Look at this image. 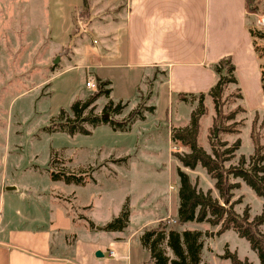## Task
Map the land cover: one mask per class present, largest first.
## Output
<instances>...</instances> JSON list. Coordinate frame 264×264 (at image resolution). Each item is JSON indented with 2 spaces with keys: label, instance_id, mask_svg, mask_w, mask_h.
<instances>
[{
  "label": "rangeland",
  "instance_id": "374dc122",
  "mask_svg": "<svg viewBox=\"0 0 264 264\" xmlns=\"http://www.w3.org/2000/svg\"><path fill=\"white\" fill-rule=\"evenodd\" d=\"M248 1L247 25L252 29L264 31V0ZM126 2L127 0H0V183L2 180L12 179L18 185L17 190L6 191L4 194V224L17 225L21 216L27 219L39 218L42 216V207L37 204L34 206V201L44 199L46 202L49 199L50 202L55 201L65 206L70 210L69 213H73L76 222L82 221L86 227L90 226L89 231L94 232L96 225L103 224L92 221L86 224V217L83 215L88 214L91 205L87 206L88 208L77 205L89 204L94 195L91 197L92 190L99 192L103 198L99 203L109 214H117L122 198L125 203L127 179L118 172L122 166L113 162V158H124V162L128 163L130 157L127 151L121 148L117 150V147L121 143L127 145L136 141L144 146V151L139 153L144 159H160L167 162L169 152L172 159H177L175 154L187 152L189 148L178 139L172 140L171 131L189 125L194 109L201 110L198 142L206 151H211L209 140L213 131L217 130L215 126L211 128L216 112L211 95L203 98L190 97L187 101L191 108L190 115H186L180 122L171 120L169 128L168 122H162V126L157 130H143L146 127L139 126L129 134L113 131L108 125L92 128L89 124L85 126L92 130L91 134L48 131L58 130L61 122L66 120L70 124H79L80 118L89 114L87 108L79 117L70 108L74 100L83 101L94 91V88L85 85L86 79H94V73L91 69H86L81 61L88 53L96 50L100 40L99 31L106 34L107 38H113V26L123 20L127 10ZM255 37L257 45L262 48L264 37ZM55 56H59L57 62H53ZM89 59H95V56L89 54ZM147 87L150 88L151 85L146 83ZM238 92L240 91L237 82H229L225 86L219 101L220 116L232 114L238 108L241 98L237 96ZM137 96L139 102L134 108L137 107L138 112L145 111L144 107L150 106L148 89L145 93L140 90ZM106 100L105 96H99L94 101L91 112L106 113ZM121 102L126 100L121 99ZM127 110L125 108V115L129 112ZM186 111L184 107L181 109L184 116ZM144 113L147 114L148 110ZM220 116L216 115V118L219 120ZM262 116L259 115L253 131L264 144V127L260 126ZM234 120L241 122L239 131L221 134L219 132L221 138L228 143H232L236 138L240 139L242 153L237 149L228 163H237L241 155L248 158L254 148L250 130L248 133L246 128L247 124L249 126L248 114L236 111ZM223 122L234 126L232 119L225 118ZM142 132L145 135L149 133V136L142 135ZM178 163L197 188L203 191L210 189L211 199L221 206L225 205L214 187L215 180L204 167L197 165L191 169L183 166L180 161ZM51 171L82 174L84 178L89 176L86 179L89 185L76 187L61 179L52 180ZM165 176L166 173H160L151 180H137L134 184L135 194L143 192L148 184L154 193H162L166 186ZM4 182L0 184V189ZM230 182H239V187L232 189L233 195L225 207L232 204V210L239 215L247 209L250 220L260 215L264 209V199L258 197L241 178L231 177ZM177 183L179 184V179ZM12 186L11 189H14L15 185ZM30 189L41 190V197L39 194L36 197V191L30 192ZM74 190L75 202L70 194ZM214 192L218 194L217 197ZM196 217L180 229L200 231L207 251H210L213 245L221 251L223 248L226 250L223 245L225 240L233 248L231 251L236 252L240 259H247L252 264H261L257 251L251 249L249 243L240 238L234 229L232 230L236 233L229 231L218 244L214 242L216 237L221 235L217 231L222 225V222L215 221L216 214L207 211L201 220ZM90 222L93 223L92 226ZM33 224V221L29 222L30 226ZM260 229H264V225ZM163 247L166 254L173 258L171 250L165 245ZM205 255L208 264H232L229 259L216 261L212 260L208 253Z\"/></svg>",
  "mask_w": 264,
  "mask_h": 264
},
{
  "label": "crops",
  "instance_id": "0c3cea01",
  "mask_svg": "<svg viewBox=\"0 0 264 264\" xmlns=\"http://www.w3.org/2000/svg\"><path fill=\"white\" fill-rule=\"evenodd\" d=\"M126 3L123 20L113 26V38H107L99 31L100 40L96 50L81 61L86 69L92 70L94 80L95 76L110 80L111 91L106 101L109 98L114 102L122 99L128 103L120 113L114 115L117 119L126 117L129 110L138 104L137 93L140 90L145 93L148 89L149 105L154 107L153 110L143 113L144 117L136 119L128 130L113 131L129 134L139 126H145L143 130H157L162 122H168L169 128L171 120H184L191 113L187 104L190 97L185 100L180 96L192 93L197 97L202 92L204 96H210L208 92L218 77L214 64L229 56L241 93L238 105L244 108L242 112L249 117V126H246L249 133L255 113L264 116V49L257 45L256 37L246 23L248 0H127ZM89 54H93L95 59L90 60ZM146 83L151 87L146 88ZM183 107L187 110L185 116L181 113ZM125 108L129 111L126 115ZM100 125L111 127L108 123H100L92 128ZM91 133L92 130L88 134ZM144 136H149V133ZM142 147L136 141L127 145L121 143L117 150L121 148L127 151L130 157L128 163L124 162V158H113V162L122 166L118 172L125 176L128 184L124 199L130 207L129 221L121 231H103L101 225H96V230L91 232L90 226L86 227L82 221L76 222L73 213H69L65 206L49 199L46 202L44 199L34 201V206L42 207L39 218L21 216L17 225L4 224V194L17 190L18 185L12 179L2 180L0 184L5 182L0 189V264H145L151 261L150 253L140 238L145 229L161 222L176 225L173 221L177 220L179 207L177 168L181 165L178 158H171L170 152L167 162L144 159L139 154L144 151ZM240 147L241 144L238 152ZM160 173H166V186L162 193H154L148 184L143 192L135 194L134 184L137 180H151ZM88 177L81 184H67L87 186ZM12 185H15L14 189H11ZM34 191L36 197L38 194L41 197V190ZM75 192L70 193L74 202ZM215 195L217 197L218 194ZM91 197L89 204H76L81 208L91 205L88 214L83 215L86 224L89 221L106 224L118 215L124 204L122 198L117 214H109L99 203L102 198L99 192L92 190ZM31 221L34 222L33 226L29 225ZM187 223L177 226L178 231H183L180 228ZM229 231L235 232L228 230L218 235L214 242L218 244ZM223 245L233 252L228 241L223 240ZM215 248L219 249L213 245L207 251L203 244L202 264L209 263L205 260V253L212 260L226 259L222 257L224 248L222 251ZM96 251L103 255L96 256Z\"/></svg>",
  "mask_w": 264,
  "mask_h": 264
},
{
  "label": "trees",
  "instance_id": "16d2710c",
  "mask_svg": "<svg viewBox=\"0 0 264 264\" xmlns=\"http://www.w3.org/2000/svg\"><path fill=\"white\" fill-rule=\"evenodd\" d=\"M250 32L252 35L264 37V31L259 29L250 28ZM262 49H264V46ZM214 70L218 77L208 93L212 97L216 111L211 128L215 126L217 130L213 131L211 139L209 140L211 151H206L198 142L199 115L201 110L194 109L191 113L193 116L191 117V123L189 125L171 131L172 140L178 139L189 148L187 152L177 153L175 155L183 166L191 169L197 165L204 167L207 173L215 180L214 187L218 190L219 197L224 201L225 205L228 204L233 195L232 189L239 187V182H230L231 177L241 178L258 197L264 199V144L260 142V138L253 131L254 126L258 122L259 114L256 112L253 116L250 130V137L254 145L253 152L248 158L241 155L237 163H228L234 157L235 151L240 145V139L236 138L232 143H228L227 140L221 138L220 134L239 131L238 127L241 122L240 120L235 121L234 117L236 111H244V108L237 106L238 108L232 114L224 117L220 116L219 101L221 100V93L229 82H237V79L234 75V64L229 56H224L215 63ZM262 81V91L264 93L263 69ZM95 83L96 87L88 98L83 101L76 99L70 105V108L77 116L81 117L87 108H89L88 112L90 115L82 116L79 124H70L66 120L61 122L58 130L52 129L48 131L88 134L90 133V129L85 124L93 127L100 123H108L114 130H128L136 119L144 117V111L138 112L136 107L126 117L121 119L115 118L114 115L122 111L126 102L122 103L121 100L114 102L110 98L104 106L105 112H108V117H102L101 114L91 112L93 111L94 101L101 95L109 97L111 91L110 80L95 76ZM184 95L182 94L180 96L181 99L187 100L189 97H195L192 93H189L187 96ZM198 96L203 98L204 93L202 92ZM237 96L240 97L241 93L238 92ZM153 108L151 105L144 107V110L152 111ZM216 115L220 116L219 120L216 118ZM223 118L232 119L234 126L226 125L223 122ZM260 126L264 127V116ZM177 174L179 178V207L177 220L175 221L176 225L170 226L167 222H161L154 227L145 229L140 238L142 245L149 251L154 264H202L201 251L203 241L201 232L189 229L178 231L177 229V226L184 225L195 218L197 209L196 218L198 220H201L207 211L216 214L215 221L222 222L221 228L217 233L222 234L228 229H234L240 238L245 239L249 243L251 249L257 251L261 264H264V229H260L264 225V209L260 215L250 220L247 209L244 210L242 215H239L232 210V204L229 207H225V205L221 206L217 201H213L211 199L210 189L203 191L201 188H197L190 180L188 173L180 167L177 168ZM50 175L52 179H61L66 183L73 182L81 184L84 182L82 174L51 171ZM129 214L130 207L128 201H126L118 215L101 226L100 229L103 231L123 230L128 224ZM90 225L92 226L93 223L90 222ZM163 245L171 250L173 258H170L166 254ZM222 257L229 259L232 264H252L247 259H240L236 252H230L228 249L224 250Z\"/></svg>",
  "mask_w": 264,
  "mask_h": 264
},
{
  "label": "built area",
  "instance_id": "2783aa9c",
  "mask_svg": "<svg viewBox=\"0 0 264 264\" xmlns=\"http://www.w3.org/2000/svg\"><path fill=\"white\" fill-rule=\"evenodd\" d=\"M85 85H86L87 87H89V88H95V87H96L95 80H94L92 77L86 79V81H85ZM170 187L173 188L172 185H170ZM173 223H175V221H173ZM110 254L113 255V252L110 251ZM145 264H154V261L151 260V261H149V262H147V263H145Z\"/></svg>",
  "mask_w": 264,
  "mask_h": 264
},
{
  "label": "water",
  "instance_id": "95a60500",
  "mask_svg": "<svg viewBox=\"0 0 264 264\" xmlns=\"http://www.w3.org/2000/svg\"><path fill=\"white\" fill-rule=\"evenodd\" d=\"M58 59H59V56H55V58L53 59V62H57ZM102 117H108V114L107 113H103ZM95 255L96 256H102L103 254L100 251H96Z\"/></svg>",
  "mask_w": 264,
  "mask_h": 264
}]
</instances>
